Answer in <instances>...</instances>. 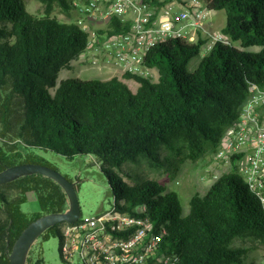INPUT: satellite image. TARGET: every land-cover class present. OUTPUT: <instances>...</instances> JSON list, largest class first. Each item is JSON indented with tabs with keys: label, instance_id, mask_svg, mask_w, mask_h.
<instances>
[{
	"label": "trees",
	"instance_id": "16d2710c",
	"mask_svg": "<svg viewBox=\"0 0 264 264\" xmlns=\"http://www.w3.org/2000/svg\"><path fill=\"white\" fill-rule=\"evenodd\" d=\"M39 1L44 10L34 14L24 0H0V170L30 162L54 168L39 161L37 149L69 159L91 155L115 195L111 207L149 224L138 244L141 250L154 238L143 264H256L245 262L248 248L233 243L264 245V209L235 172H222L203 194L193 193L184 211L174 190L139 174L126 173L132 180L126 182L119 170L141 157L165 165L162 149L184 150L191 159L216 150L249 85L264 86V0H203L209 11L224 9L226 39L205 53L200 38L157 42L143 59L155 78L119 69L108 77L59 82V71L88 48L89 31L50 14L54 1L64 11L72 1ZM126 27L113 17L106 31ZM28 192L39 206L32 213L20 209ZM67 208L64 190L42 174L0 184V264H9L11 246L30 221ZM63 223L37 239L57 236L60 243ZM32 252L25 264H32ZM59 254L61 264H70L60 248ZM34 264L45 263L38 255Z\"/></svg>",
	"mask_w": 264,
	"mask_h": 264
},
{
	"label": "built area",
	"instance_id": "2783aa9c",
	"mask_svg": "<svg viewBox=\"0 0 264 264\" xmlns=\"http://www.w3.org/2000/svg\"><path fill=\"white\" fill-rule=\"evenodd\" d=\"M72 4L79 14L101 23L97 29L104 32L96 35L97 29L90 31L86 23L78 22L89 31L88 47L99 42L115 71L149 76L151 69L144 64V56L151 46L168 38H200L202 53L226 39L222 32L206 26L209 10L203 0H75ZM113 17L120 25L127 23L125 31L107 33ZM248 91L236 120L224 129L211 164L236 169V163L244 183L264 209V86L251 83ZM136 223L140 225L128 231ZM147 228L148 223L114 207L88 218L80 215L61 225L60 253L70 264H143L154 242L151 238L141 250L138 247Z\"/></svg>",
	"mask_w": 264,
	"mask_h": 264
},
{
	"label": "rangeland",
	"instance_id": "374dc122",
	"mask_svg": "<svg viewBox=\"0 0 264 264\" xmlns=\"http://www.w3.org/2000/svg\"><path fill=\"white\" fill-rule=\"evenodd\" d=\"M70 1L75 0H68V2ZM24 3L31 13L39 14L44 10V5L39 0H24ZM50 14L61 21L86 23L87 29L90 31L100 28L101 25V23L89 20L79 14L74 7L64 11L57 1H54ZM204 20L209 29L221 32V28L226 21L225 11L224 9L208 11ZM234 44L238 45L237 42ZM114 71L115 66L107 61L104 49L101 48L99 42H95L72 59L67 67L59 71L57 82L66 77L76 76L81 78L108 77ZM156 75V71L151 69L149 76L155 78ZM34 153L40 158L41 163L53 166L61 174L77 183L76 191L82 218L95 216L111 207L115 195L101 169L103 165L95 157L79 155L69 159L50 150L43 151L39 149L35 150ZM213 153L207 149L196 159H191L186 156L184 150L182 153L177 154L174 151L162 149L161 158H167L165 165L160 163L158 166H152L149 158L139 156L141 158L136 162H125L119 173L129 183L132 180L128 178L126 173L139 174L144 178L159 181L168 190H174L177 193L184 211H187L189 197L195 192L203 194L213 180V174L218 176L222 172L231 170L244 182L242 174L237 170L236 163L234 164L236 169L231 166L225 168L223 165H212ZM20 209L26 213H32L39 209L35 193H27L26 201L20 205ZM233 245L248 248L245 262L261 264L264 261V245L253 243L249 239H236ZM31 248L33 250L31 253L32 264H34V260L38 255L42 257L45 264L62 263L57 236H50L47 240L36 239Z\"/></svg>",
	"mask_w": 264,
	"mask_h": 264
},
{
	"label": "water",
	"instance_id": "95a60500",
	"mask_svg": "<svg viewBox=\"0 0 264 264\" xmlns=\"http://www.w3.org/2000/svg\"><path fill=\"white\" fill-rule=\"evenodd\" d=\"M28 174H42L54 180L64 190L68 208L63 212H50L30 221L14 240L8 253L9 264H25L32 243L50 226L59 222H73L80 216L75 182L56 169L40 163H20L0 170V184Z\"/></svg>",
	"mask_w": 264,
	"mask_h": 264
}]
</instances>
